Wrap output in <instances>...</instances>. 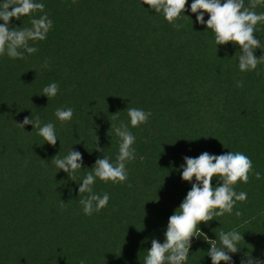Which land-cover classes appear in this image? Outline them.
Instances as JSON below:
<instances>
[{
    "label": "trees",
    "instance_id": "obj_1",
    "mask_svg": "<svg viewBox=\"0 0 264 264\" xmlns=\"http://www.w3.org/2000/svg\"><path fill=\"white\" fill-rule=\"evenodd\" d=\"M40 2L53 28L32 45L39 51L26 59L0 57V264H143L151 239L163 243L169 216L191 189L181 179L183 158L204 151L243 152L261 178L239 182L236 190L248 194L234 209L242 216L226 214L199 225L201 231L216 239L214 229L238 228L245 242L234 264L245 252L264 260V65L241 73L238 47H216L213 32L191 13L192 0L185 15L193 24L185 21L180 30L141 0ZM26 26L29 16L11 21ZM255 35L264 43V27ZM52 82L60 93L48 101L40 94ZM62 106L75 110L63 125L54 115ZM127 107L152 112L147 124L131 129L137 137L136 159L128 165L132 187L97 180L94 190L108 192L110 201L86 216L77 182L98 157L115 161L118 138L108 135L110 121L127 122ZM31 115L54 123L61 143L53 147L32 125L17 126ZM96 135L104 153L93 149ZM71 147L86 168L77 182L51 165ZM209 248L203 237L194 239L187 264H212Z\"/></svg>",
    "mask_w": 264,
    "mask_h": 264
},
{
    "label": "clouds",
    "instance_id": "obj_2",
    "mask_svg": "<svg viewBox=\"0 0 264 264\" xmlns=\"http://www.w3.org/2000/svg\"><path fill=\"white\" fill-rule=\"evenodd\" d=\"M141 4L147 5L155 14L162 15L176 30L184 28L185 21L193 24L192 19L185 15L188 0H141ZM45 7L40 0H3L0 3V20L3 21L0 23V57L7 56L12 60L26 59L25 53L33 55L39 51L32 45L46 40L47 34L53 28V21L44 11ZM257 8H264V0H248L247 4L245 0H192L190 4L196 22L206 25V30L213 32L216 47L229 43L238 47L239 55L235 56L241 73L254 72L264 65V55H256L257 49L264 52V43L255 35L264 27V12H257ZM37 10L41 15H35ZM205 14L208 15L207 20ZM24 16L30 17V26L11 27L13 18L21 20ZM43 67H49L47 60L44 61ZM259 74L257 72V75ZM236 86L242 88L243 81L237 80ZM59 93V83L52 82L42 89L40 95L46 96L49 101ZM126 111L127 122L119 120V112L111 114L113 120H119L118 124L110 121L111 132L108 133L109 136L114 133L118 138V154L115 161L107 155L98 157L91 169L77 182V173L86 169L81 152L71 147L63 157L57 154L51 159L52 166L58 171L62 170L71 181L79 184L78 192L82 197L79 204L86 216L99 213L110 201L108 192L98 194L94 190L97 180L132 187L128 182V165L136 159L137 137L131 129L147 124L152 112L137 107H127ZM54 115L63 125L72 121L75 110L62 106L55 109ZM26 125H32L44 143L55 147L57 141H60L52 122L42 123L39 116L31 115L25 117L22 123H17L23 130ZM93 149L100 153L105 151L99 145L98 136ZM183 159L181 179L191 184V189L179 207L169 216L163 243L156 238L151 239V247L144 256L143 264H187L192 241L201 237L210 245L207 256L211 258L212 264H234L233 255L241 253L244 247V232L241 233L235 227L227 231L222 228L217 231V228L214 229L216 239H209L199 225H207L213 220L220 222L219 218L226 214L242 216L241 211L234 209L237 202L247 201L248 194L246 191L236 190L240 186L239 182L248 184L252 176L260 179L261 174L255 170L251 158L240 151H227L221 155L204 151L195 158L185 156ZM48 164L45 162V166ZM214 177L219 181L215 186ZM59 207L63 211L66 203L61 200ZM79 264H85V261L80 260ZM240 264H264V260L253 258L250 252H245Z\"/></svg>",
    "mask_w": 264,
    "mask_h": 264
}]
</instances>
